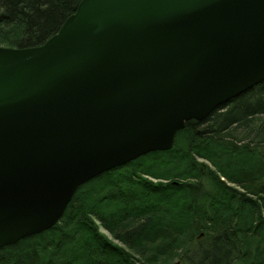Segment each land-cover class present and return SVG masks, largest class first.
<instances>
[{
	"label": "water",
	"instance_id": "95a60500",
	"mask_svg": "<svg viewBox=\"0 0 264 264\" xmlns=\"http://www.w3.org/2000/svg\"><path fill=\"white\" fill-rule=\"evenodd\" d=\"M263 81L264 0H82L44 44L0 46V247Z\"/></svg>",
	"mask_w": 264,
	"mask_h": 264
},
{
	"label": "trees",
	"instance_id": "16d2710c",
	"mask_svg": "<svg viewBox=\"0 0 264 264\" xmlns=\"http://www.w3.org/2000/svg\"><path fill=\"white\" fill-rule=\"evenodd\" d=\"M81 1L0 0V46L44 44ZM0 264H264V81L82 184Z\"/></svg>",
	"mask_w": 264,
	"mask_h": 264
}]
</instances>
